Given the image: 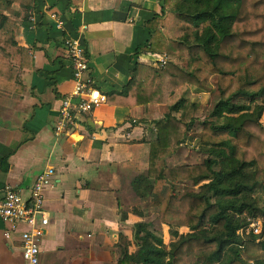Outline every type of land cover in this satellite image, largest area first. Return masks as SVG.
Segmentation results:
<instances>
[{
    "label": "trees",
    "instance_id": "trees-1",
    "mask_svg": "<svg viewBox=\"0 0 264 264\" xmlns=\"http://www.w3.org/2000/svg\"><path fill=\"white\" fill-rule=\"evenodd\" d=\"M159 2L161 11L145 22L150 38L136 53L169 60L136 62L123 89L106 95L107 102L116 106L163 103L169 107L154 122L148 173L135 177L132 188L157 209L159 221L176 239L168 246L153 221L137 222L132 240L120 236L114 261L264 264V202L260 199L264 191V0ZM15 3L28 15L36 0H0V87L21 92L19 67H31L33 57L16 41V21L6 14ZM191 87L196 92H219L203 120L191 114L196 108L189 98ZM197 121L206 158L196 164L169 165L167 158L192 138ZM184 182L198 189L180 193L177 185ZM133 211L146 216L137 208ZM126 216L123 212L122 220Z\"/></svg>",
    "mask_w": 264,
    "mask_h": 264
},
{
    "label": "crops",
    "instance_id": "crops-1",
    "mask_svg": "<svg viewBox=\"0 0 264 264\" xmlns=\"http://www.w3.org/2000/svg\"><path fill=\"white\" fill-rule=\"evenodd\" d=\"M50 10L63 18L72 34L84 29L82 44L90 73L99 90L107 94L123 89L136 62H154L157 55L136 51L150 38L145 22L161 11L160 2L36 0L28 15L19 3L6 11L16 21V41L29 49L33 64L19 67L21 92L0 87V196L8 184L29 195L37 176L54 167V183L45 192L49 225L40 264H116L113 254L120 236L132 240L137 222L154 221L132 183L148 173L154 122L169 107L107 102L90 114H79L73 131L57 136L62 100L72 92L74 78L64 31L56 26ZM194 94L198 97L193 98ZM213 94L218 92H196L191 87L189 98L198 102L199 97ZM182 147L167 158L169 165L194 164L178 163ZM182 157H189V152ZM136 208L146 216L135 213ZM123 212L127 214L124 220ZM5 228L0 220V264H25L19 237L6 240ZM136 248L131 246V250Z\"/></svg>",
    "mask_w": 264,
    "mask_h": 264
},
{
    "label": "built area",
    "instance_id": "built-area-1",
    "mask_svg": "<svg viewBox=\"0 0 264 264\" xmlns=\"http://www.w3.org/2000/svg\"><path fill=\"white\" fill-rule=\"evenodd\" d=\"M56 26L64 31L63 43L73 68L74 88L62 100L60 118L55 126V134L70 133L76 126L79 114H90L97 107L107 103V95L96 86L90 73V60L82 44L84 29L77 35L66 30L63 18L50 10ZM167 56H156L153 61L167 63ZM55 169L48 167L36 178L29 195L21 189L6 185L0 196V220L6 224V240L19 237L25 264H40L41 246L49 225L45 206V192L54 183ZM254 232H259V223H253Z\"/></svg>",
    "mask_w": 264,
    "mask_h": 264
},
{
    "label": "rangeland",
    "instance_id": "rangeland-1",
    "mask_svg": "<svg viewBox=\"0 0 264 264\" xmlns=\"http://www.w3.org/2000/svg\"><path fill=\"white\" fill-rule=\"evenodd\" d=\"M181 65L185 64V61H181L180 63ZM213 84L215 85V82L217 81L216 77L213 76L212 78ZM216 89V88H215ZM212 92H218L217 89L212 91ZM211 92V93H212ZM190 95V94H189ZM198 97L197 94H194L193 98ZM219 98V92L218 95H209L208 98H200L199 99L201 101L196 102V100H192V102H195L196 104V108L191 110V114L198 118L199 120H203L204 118L208 117L211 113V111L213 110V107L215 105V102L218 100ZM202 130V126L199 123V121L196 122L195 128L193 130V134H192V138H190L189 140L186 141V143H188V145H185L186 143L183 144V147L180 151L181 157L179 158V162L178 163H191L194 162V164L196 163H201L203 161L204 158H206V156H204L206 154V151L203 149L202 144L199 141V137H200V132ZM191 140V141H190ZM190 141V142H189ZM201 150V151H200ZM187 152H189V157L185 158L182 157V155L185 154V156H187ZM177 189L180 193H184L186 191H192V190H197L198 186L193 185L190 182H184V183H180L177 185ZM260 199L262 201V203L264 202V191H262L260 193ZM142 207L146 208V210L149 212L150 217H153V222L157 225V227L159 229H161L163 232H165V234L163 233V237L165 239V242L168 246H170V243L175 240L176 238L173 237L170 232L166 231L165 226L161 225L159 218H158V214H157V209L153 208L149 205V202H142ZM150 218H148L149 220Z\"/></svg>",
    "mask_w": 264,
    "mask_h": 264
}]
</instances>
